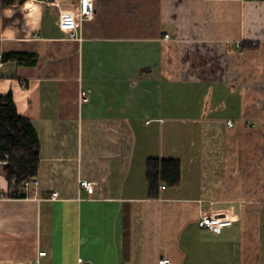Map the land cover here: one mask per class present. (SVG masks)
Here are the masks:
<instances>
[{"label": "crops", "instance_id": "crops-1", "mask_svg": "<svg viewBox=\"0 0 264 264\" xmlns=\"http://www.w3.org/2000/svg\"><path fill=\"white\" fill-rule=\"evenodd\" d=\"M93 1L74 40L80 0H0L2 51L38 56L1 63L0 92L41 143L38 188L0 201V264H264V2ZM150 159L181 164L158 199Z\"/></svg>", "mask_w": 264, "mask_h": 264}, {"label": "trees", "instance_id": "trees-1", "mask_svg": "<svg viewBox=\"0 0 264 264\" xmlns=\"http://www.w3.org/2000/svg\"><path fill=\"white\" fill-rule=\"evenodd\" d=\"M26 0H2V6L24 3ZM264 2V0H247ZM17 62L36 66L38 56L24 53H4L0 43V64ZM0 162L8 180L10 198L25 197L24 184L36 179L41 163V143L31 120L20 115L12 95L0 92ZM150 198L160 197L162 185L175 188L181 182V164L174 159H150L147 164Z\"/></svg>", "mask_w": 264, "mask_h": 264}, {"label": "built area", "instance_id": "built-area-1", "mask_svg": "<svg viewBox=\"0 0 264 264\" xmlns=\"http://www.w3.org/2000/svg\"><path fill=\"white\" fill-rule=\"evenodd\" d=\"M95 13H96V9L93 0H80L79 8L77 11H63L60 13L59 24L61 28L69 34V37L71 39L81 40L80 31L82 29L83 22L92 20L95 16ZM165 39L169 40L170 36L166 35ZM254 46H256V44H254ZM81 98L83 102H87L90 99L89 94H85V93L82 94ZM228 125L233 126V123L229 122ZM3 164L5 163L0 162L1 166ZM38 186H39V181L37 179L26 181L24 184L23 191L26 194V196H29L30 192L33 189L38 188ZM80 187L90 192H93L95 189L94 183L84 180L80 182ZM161 189H166V186H162ZM58 197H59L58 192H54L52 194L51 199L53 201H56ZM6 198H8L7 194L0 191V201ZM231 223L232 222L230 221H220L218 218L212 216H205L199 221L200 227L215 229L217 232H220L222 228L226 226H230ZM44 256H46V253L40 252L32 264H40L41 262L40 260ZM80 264H91V263L82 262ZM159 264H174V263L170 259H161L159 261Z\"/></svg>", "mask_w": 264, "mask_h": 264}]
</instances>
